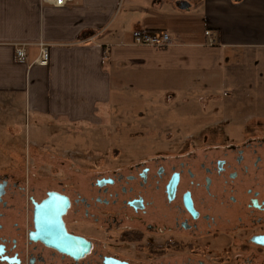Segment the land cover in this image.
I'll return each instance as SVG.
<instances>
[{"label":"flooded vegetation","instance_id":"1","mask_svg":"<svg viewBox=\"0 0 264 264\" xmlns=\"http://www.w3.org/2000/svg\"><path fill=\"white\" fill-rule=\"evenodd\" d=\"M210 131L0 173V264H264V127Z\"/></svg>","mask_w":264,"mask_h":264},{"label":"crops","instance_id":"2","mask_svg":"<svg viewBox=\"0 0 264 264\" xmlns=\"http://www.w3.org/2000/svg\"><path fill=\"white\" fill-rule=\"evenodd\" d=\"M140 31H166L172 43L136 45ZM249 48H264V0H0V133L17 136L27 116L66 130L98 124L122 83L210 81Z\"/></svg>","mask_w":264,"mask_h":264},{"label":"rangeland","instance_id":"3","mask_svg":"<svg viewBox=\"0 0 264 264\" xmlns=\"http://www.w3.org/2000/svg\"><path fill=\"white\" fill-rule=\"evenodd\" d=\"M129 84L122 86L131 90H113L98 124L66 130L27 116L14 130L17 136L1 132L0 139L9 144L0 148V173L31 175L39 166L44 174L61 177L68 160L75 175L86 170L80 167L86 159H97L104 150L107 159L114 148L141 156L151 145L162 149L167 143L194 142L212 128L264 127V48L242 49L210 81Z\"/></svg>","mask_w":264,"mask_h":264},{"label":"built area","instance_id":"4","mask_svg":"<svg viewBox=\"0 0 264 264\" xmlns=\"http://www.w3.org/2000/svg\"><path fill=\"white\" fill-rule=\"evenodd\" d=\"M45 5H50L53 7H65L75 0H41ZM205 35L209 38V43L212 44L214 39L211 36L210 30H205ZM133 43L141 46H150V47H165L172 43V38L166 31H140L137 32L133 37ZM40 46V57L38 62L45 64L47 61V49L43 43L39 44ZM15 57L18 61H23L25 58V49L23 44L15 45Z\"/></svg>","mask_w":264,"mask_h":264},{"label":"water","instance_id":"5","mask_svg":"<svg viewBox=\"0 0 264 264\" xmlns=\"http://www.w3.org/2000/svg\"><path fill=\"white\" fill-rule=\"evenodd\" d=\"M62 213H63V211L59 212V213L57 214V216L55 217V221H56L55 223H57L56 225H58L59 229H60V227L63 228V226H62V224H61V221L59 220V219H60V216H61Z\"/></svg>","mask_w":264,"mask_h":264}]
</instances>
